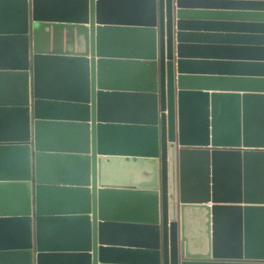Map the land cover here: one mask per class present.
<instances>
[{"label": "water", "instance_id": "95a60500", "mask_svg": "<svg viewBox=\"0 0 264 264\" xmlns=\"http://www.w3.org/2000/svg\"><path fill=\"white\" fill-rule=\"evenodd\" d=\"M0 264H264V0H0Z\"/></svg>", "mask_w": 264, "mask_h": 264}]
</instances>
